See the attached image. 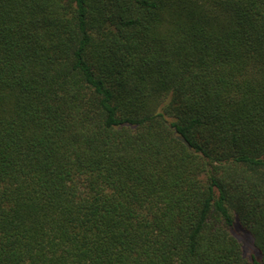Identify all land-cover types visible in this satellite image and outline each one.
Here are the masks:
<instances>
[{"label":"trees","instance_id":"obj_1","mask_svg":"<svg viewBox=\"0 0 264 264\" xmlns=\"http://www.w3.org/2000/svg\"><path fill=\"white\" fill-rule=\"evenodd\" d=\"M0 264H264V0H0Z\"/></svg>","mask_w":264,"mask_h":264},{"label":"rangeland","instance_id":"obj_2","mask_svg":"<svg viewBox=\"0 0 264 264\" xmlns=\"http://www.w3.org/2000/svg\"><path fill=\"white\" fill-rule=\"evenodd\" d=\"M240 237H241L242 242L244 243V251H245V255L247 256L251 252L249 248V244H250L249 238L244 234H240Z\"/></svg>","mask_w":264,"mask_h":264}]
</instances>
